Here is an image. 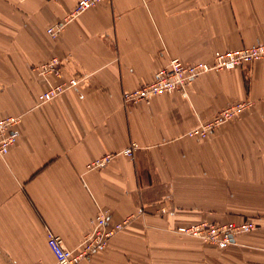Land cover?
<instances>
[{"label":"crops","instance_id":"1","mask_svg":"<svg viewBox=\"0 0 264 264\" xmlns=\"http://www.w3.org/2000/svg\"><path fill=\"white\" fill-rule=\"evenodd\" d=\"M79 1L0 0V119L21 121L0 155V264H55L49 234L77 250L100 213L132 220L80 264H264V61L149 103L123 100L173 59L264 43V0H108L52 39ZM53 57L79 84L41 105L32 69ZM244 100L254 108L206 139L190 135ZM132 144L134 159L90 169ZM205 222L256 229L225 250L177 232Z\"/></svg>","mask_w":264,"mask_h":264},{"label":"built area","instance_id":"2","mask_svg":"<svg viewBox=\"0 0 264 264\" xmlns=\"http://www.w3.org/2000/svg\"><path fill=\"white\" fill-rule=\"evenodd\" d=\"M108 0H80L68 19L56 23L47 30L48 35L57 40L60 38L65 25L89 9ZM264 61V43L258 42L247 48L233 49L226 52H216L210 62L186 63L180 59H173L167 66L161 68L151 82L132 91H126L123 95L124 104L132 105L140 102L149 103L154 97L172 94L187 90L188 86L198 77L209 72L231 71L238 68L248 67ZM32 72L44 80L46 88L42 92L39 103L41 105L58 98L69 90L75 89L79 82L77 79H65L63 61L53 57L46 62L35 65ZM254 108V103L244 100L229 104L223 108L214 118L203 122L190 135L201 139L208 138L217 128L231 122L240 115ZM21 121L14 116L0 119V155H8L19 142V125ZM137 144H132L120 153L108 154L91 163V170L106 168L117 156H125L134 159ZM132 217L121 223H112L108 214L100 213L92 220L93 230L86 236L83 244L77 250H71L65 246L63 239L55 234H49L48 245L52 251L55 264H80L89 260L94 254L105 251L111 240L121 233ZM256 229L253 223L232 224L205 222L181 227L178 233L192 237L204 244L216 246L225 250L235 244L241 235L250 233ZM45 264V263H37Z\"/></svg>","mask_w":264,"mask_h":264},{"label":"rangeland","instance_id":"3","mask_svg":"<svg viewBox=\"0 0 264 264\" xmlns=\"http://www.w3.org/2000/svg\"><path fill=\"white\" fill-rule=\"evenodd\" d=\"M186 237H189V236H186ZM189 238H192V237H189Z\"/></svg>","mask_w":264,"mask_h":264}]
</instances>
